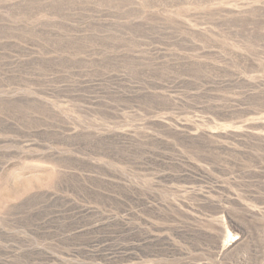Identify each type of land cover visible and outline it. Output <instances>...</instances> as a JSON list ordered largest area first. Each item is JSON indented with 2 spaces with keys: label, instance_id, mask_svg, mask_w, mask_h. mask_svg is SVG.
<instances>
[{
  "label": "rangeland",
  "instance_id": "obj_1",
  "mask_svg": "<svg viewBox=\"0 0 264 264\" xmlns=\"http://www.w3.org/2000/svg\"><path fill=\"white\" fill-rule=\"evenodd\" d=\"M0 264H264V0H0Z\"/></svg>",
  "mask_w": 264,
  "mask_h": 264
}]
</instances>
